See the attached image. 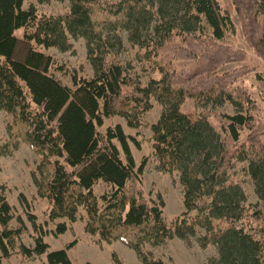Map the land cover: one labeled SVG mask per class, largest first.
<instances>
[{
  "label": "trees",
  "instance_id": "trees-1",
  "mask_svg": "<svg viewBox=\"0 0 264 264\" xmlns=\"http://www.w3.org/2000/svg\"><path fill=\"white\" fill-rule=\"evenodd\" d=\"M69 1L67 12L48 15L25 8L26 0H0V108L13 116L0 157L28 144L41 156L33 175L48 221L75 220L82 208L86 232L108 243L120 240L142 264H173L144 248L175 237L214 246L210 264H264V115L240 83L250 66L228 67L247 56L243 45L228 43L238 35L264 60V0ZM119 29L158 73L146 85L116 58ZM78 37L86 41L93 76L74 75L70 87L52 73L55 60L40 47L67 51ZM188 61L190 69H179L178 62ZM258 78L264 80V72ZM153 97L164 106L152 125L153 153L163 173L180 172L184 188L185 209L170 222L164 203L146 195L145 161L136 167L131 136L120 124L99 130L112 115L137 126ZM190 97L213 105L227 100L237 110L183 112ZM238 162L254 184L255 202L232 173ZM99 182L109 188L100 196L94 192ZM5 190L0 183V248L8 255L27 227L18 217L19 226L10 228L15 213ZM30 221L39 234L33 247L20 243L22 253L73 264L67 251L73 243L49 250L35 215ZM65 230L57 224L58 232Z\"/></svg>",
  "mask_w": 264,
  "mask_h": 264
},
{
  "label": "rangeland",
  "instance_id": "rangeland-1",
  "mask_svg": "<svg viewBox=\"0 0 264 264\" xmlns=\"http://www.w3.org/2000/svg\"><path fill=\"white\" fill-rule=\"evenodd\" d=\"M30 5L35 6L40 13L58 15L69 10L70 1L26 0L24 7L27 8ZM236 22L238 24L237 20ZM17 34H22V29L17 30ZM115 35L120 38V43L114 48V53L121 67L142 85H146L151 78L157 77L158 73L152 64L139 58L142 50L129 39V32L119 29ZM71 43L72 46L67 51L56 47H40V49L53 56L55 66L52 73L64 84L73 87L74 75L90 78L93 76V69L88 61L85 39L82 37L72 38ZM228 43L233 46L239 44L244 46L247 52L245 60L228 65V67L245 64L250 66L251 71L241 78L240 83L251 92L261 106L264 115V80L258 78V74L264 72V60L257 56L239 35L236 42ZM193 65V61L178 62L179 69L183 71H187ZM151 104L152 107L141 116L137 126L129 125L127 120L119 115H112L104 119L99 130L105 133L108 127L120 124L124 132L131 136L129 144L136 167L145 161L141 176L146 195L153 203H164V217L167 222H170L185 209L184 188L180 172L163 173L153 153L152 125L160 118L164 106L154 97L151 98ZM180 107L183 112L196 114L209 110L228 113H234L237 110L236 106L227 100L221 105H213L206 100L192 97L187 98ZM12 118L11 113L0 108V143H4L8 138L7 127ZM211 123L216 125L213 119H211ZM114 142L125 158L120 142L117 139H114ZM40 159L39 153L26 143H21L11 155L0 157V183L5 186L6 195L15 213V218L10 222V228L19 226L18 217L24 221L27 227L19 237L17 246L11 248L8 255H4L0 248V264H48L46 253L26 256L20 250V243L33 247L39 234L30 221V215H35L37 224H41L46 232L43 238L49 244V250L66 248L68 244L73 243L67 249L73 264H142L136 252L120 240L108 243L100 240L98 236L86 232V213L82 208L75 220L61 218L55 222L48 221L45 214L47 201L38 194L33 175ZM244 165L240 162L236 163L232 173L242 181L248 200L255 202L259 198L250 177L243 171ZM108 189L104 182H99L95 185L94 192L100 196ZM59 223L66 224V230L62 233L57 231ZM144 250L151 252L156 259H163L173 264H210L209 259L217 254L216 248L212 245L202 247L197 237L187 239L175 237L158 246L146 244Z\"/></svg>",
  "mask_w": 264,
  "mask_h": 264
}]
</instances>
